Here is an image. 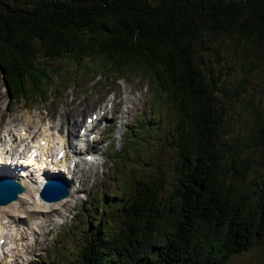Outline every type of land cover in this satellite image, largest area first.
I'll use <instances>...</instances> for the list:
<instances>
[{
  "label": "trees",
  "instance_id": "1",
  "mask_svg": "<svg viewBox=\"0 0 264 264\" xmlns=\"http://www.w3.org/2000/svg\"><path fill=\"white\" fill-rule=\"evenodd\" d=\"M258 53L264 0H0V76L15 98L134 71L157 110L147 135L133 123L120 149L111 143L123 188L99 195L100 213L59 264H226L264 245V157L247 182L248 154L221 136L217 101L231 85L226 60L245 71L243 90ZM65 60L76 67L62 80ZM256 120L262 144L264 103Z\"/></svg>",
  "mask_w": 264,
  "mask_h": 264
},
{
  "label": "rangeland",
  "instance_id": "2",
  "mask_svg": "<svg viewBox=\"0 0 264 264\" xmlns=\"http://www.w3.org/2000/svg\"><path fill=\"white\" fill-rule=\"evenodd\" d=\"M226 61L234 63L235 66L226 68L229 74L225 80L226 85L231 83L230 88L222 87L218 92L217 101L221 106L220 111L224 119L221 136L229 133L235 143L241 146L243 151L248 154L249 168L246 181L256 182L263 169L264 157V143L255 144V135L257 134L256 114L260 115L262 113L264 103V59L261 53H258L253 58V69L248 75L243 90L238 88L237 83L245 76V71L232 58H228ZM57 64H59L60 69L65 71L61 73L62 80L66 79L67 74H72L76 67L73 61H71V64L66 60L59 61ZM51 65L54 66L55 62ZM70 68L73 70L70 71ZM119 75L121 74L116 76L105 75L104 73L96 74V77L93 76L92 78L90 76L92 78L90 83L81 85L78 89L73 84L68 87L63 86L53 97L49 93L51 97L43 98L41 101H37L33 94L32 98L27 100H24L21 95L15 98L6 89L0 76V135L6 133L5 130L18 132L23 125L31 129L30 135L35 138L42 134V130L46 125L50 126L55 123L60 124L61 128L66 130V132L77 134L78 126L84 123L86 117L99 108L100 105L105 106L107 117L110 115V109L117 110L115 113L116 119L112 120L110 118L98 124L101 136L98 141H93L88 146V154L94 155L96 153L94 162L78 164L74 167V173L69 170V174H73L75 178V182H73L74 188L80 187L83 191L82 194H77V196H87L88 200L83 201L82 198L79 200L76 196H73L65 203L63 208L57 210L59 213L55 212L60 207H55L50 214L44 217L27 212L24 214L26 216L25 219H22L24 223L21 226L23 228H19L18 231L17 226L9 225L7 217L2 220L4 229L0 235H8L10 237L7 240L12 247L11 253L14 258V260H11V264H59L63 255L68 250L70 251L71 248H74L78 240L74 239V236H76L78 231L83 227L89 228L88 221L91 220V217H95L100 213L101 207H99L98 201L101 198H99V195L103 192H118L122 190L123 184L119 181L121 175L118 173L117 167L109 163V159L106 156L109 147L114 141L117 148L122 147L121 138L123 136L120 137L119 129L124 127V120L128 121L132 117L144 119L143 126H139L138 122L134 123L136 127H141L140 131L147 135L149 129L153 126L152 124L147 126V121H153L157 110L150 104L152 93L145 79L142 80L140 75L134 71H128L125 76L121 75V80H114ZM80 83L81 80L78 81V84ZM113 93H115V98L109 101V98L113 97ZM96 99L98 101L93 105ZM74 119L76 127L72 124ZM95 133L96 131L94 136ZM109 140L111 141L109 142ZM146 145L148 143L139 147L138 152L144 149ZM56 151L57 149L54 148L52 152L55 153ZM135 155L133 154L132 157H129L127 165L133 164L136 166L133 160L136 157ZM141 156L143 157V154ZM226 168L225 164L223 169L228 170L232 175L233 170ZM82 207L84 210H82ZM24 208L27 211L34 207L29 209L24 206ZM29 222L31 226H28L29 228L32 227V229H28L26 226ZM69 224L70 226H68ZM64 227H66V230L57 237L56 233L59 232L60 228ZM69 228L70 230H67ZM42 231L45 233L49 231L45 240L41 243L40 241L44 236H39L33 243L31 239L33 233H42ZM20 232L23 233L20 235ZM20 236H23L22 240H20ZM19 240L21 243L28 245L24 248L15 249L14 244L19 242ZM69 241L70 245L68 247ZM3 255L4 253L1 251L0 258ZM16 259L19 262L16 263ZM226 264H264V245H255L249 250L235 253Z\"/></svg>",
  "mask_w": 264,
  "mask_h": 264
},
{
  "label": "bare ground",
  "instance_id": "3",
  "mask_svg": "<svg viewBox=\"0 0 264 264\" xmlns=\"http://www.w3.org/2000/svg\"><path fill=\"white\" fill-rule=\"evenodd\" d=\"M114 98H115V93H113V97L109 98V101L114 100ZM94 101L95 102L93 103V105L98 101V99H96ZM101 109H103V108L100 107L99 110H101ZM93 112H95V111H93ZM72 124H73V126L76 125L75 119L73 120ZM20 128H21V130L17 133L12 132L10 135L6 133V135L9 137V140L11 137L13 140H16V142L11 141L13 149L10 152L7 150L10 146L9 141L7 143H4L3 139L0 138V143L2 142V144L0 146V150H2L3 153H5L4 150L6 149V152H9L10 154H14L16 157L15 161H17V162L20 160V156H18V155L20 153H23L22 151H20L19 147H22L23 148L22 150L26 149V144L23 143L22 141H28L27 139L29 138V135L31 133V129H30L28 134L26 133V131H23L22 130L23 128L27 129V127H25L23 125ZM67 134L69 136H71L72 132L68 131ZM39 135H41L40 139L44 140V144L42 146H40L43 150L42 153H45L46 155H47V152L50 154L53 151V148H56V147L61 148V147H65V145H66V142L63 140L64 139L63 136L57 135L55 133V129H51L47 125L43 128L42 134H39ZM75 136L78 137V135H75ZM122 136H123V132L120 133V137H122ZM19 142H20V144L16 145ZM25 152L26 151H24V153ZM68 154H69L68 150H66L63 157L59 161H57L56 164L57 165L60 164V166L63 167V169L69 173V169H66V161L68 160ZM31 162H32V165H31V167H29V170L30 171L33 169L37 170L39 168L38 163H33L34 162L33 160ZM76 170H80V169H76ZM74 172L75 171L73 170L72 173H74ZM0 173L9 174V172L6 170V168H0ZM20 181H21V184L24 186L25 190L22 193H20L18 198H16L12 202L7 203L5 205H0V233L1 234H2L3 229H4L2 226V220H5L6 217L8 218L7 222L9 223V225L12 224V225H15V227L17 226V231L19 228H23V226H21V224L24 223L22 219H25V218H22L21 216H19V214L24 215L27 213L28 210L26 211L24 206H27L29 209L34 207V208L38 209L39 211H43V210L47 211L50 208L53 209L55 207L63 206L71 198V192L72 191H70L69 196H67L66 198H63L61 200L54 201V202L43 201L39 198L38 194H39V190H40V188H41V186L45 180L39 179V180L33 181L31 183H27L23 179ZM28 225L31 226L30 222L27 223L26 226L28 229H32V227L29 228ZM22 233L23 232H20V235ZM1 236L2 235H0V237ZM7 238H10V237L7 235ZM22 238H23V236L20 238V240H22ZM20 240L17 243H15V241H14L15 249L24 248L25 246L28 245L26 243L25 244L21 243ZM12 255L13 254L10 253L8 257L0 258V264H11V256ZM20 258H22V257H20Z\"/></svg>",
  "mask_w": 264,
  "mask_h": 264
},
{
  "label": "water",
  "instance_id": "4",
  "mask_svg": "<svg viewBox=\"0 0 264 264\" xmlns=\"http://www.w3.org/2000/svg\"><path fill=\"white\" fill-rule=\"evenodd\" d=\"M23 189L24 188L20 183L7 178L0 179V205H4L15 200L17 198V194L23 191ZM67 195V188L63 190L58 185H54L51 182H46L40 192V196L48 201H57Z\"/></svg>",
  "mask_w": 264,
  "mask_h": 264
}]
</instances>
